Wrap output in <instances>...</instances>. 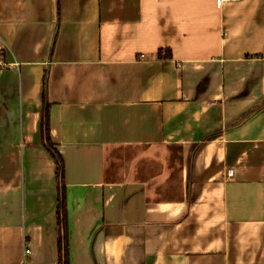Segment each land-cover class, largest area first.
Segmentation results:
<instances>
[{"label":"crops","instance_id":"crops-1","mask_svg":"<svg viewBox=\"0 0 264 264\" xmlns=\"http://www.w3.org/2000/svg\"><path fill=\"white\" fill-rule=\"evenodd\" d=\"M0 45V264H58L46 102L68 264H264V0H0Z\"/></svg>","mask_w":264,"mask_h":264},{"label":"trees","instance_id":"trees-1","mask_svg":"<svg viewBox=\"0 0 264 264\" xmlns=\"http://www.w3.org/2000/svg\"><path fill=\"white\" fill-rule=\"evenodd\" d=\"M161 52V50H160ZM167 55V54H166ZM47 102L43 111L41 112L40 118V130H42L43 140L42 146H44L46 152L52 158L55 164V176L56 188H57V203L55 206L57 225L60 228V236L58 239V264H68V242H67V227L66 223V193H65V181H64V161L54 142L51 140L50 130H49V114L47 109Z\"/></svg>","mask_w":264,"mask_h":264},{"label":"built area","instance_id":"built-area-1","mask_svg":"<svg viewBox=\"0 0 264 264\" xmlns=\"http://www.w3.org/2000/svg\"><path fill=\"white\" fill-rule=\"evenodd\" d=\"M18 65L16 61H8L5 56V50L4 47L0 45V73L4 70L13 68L14 66ZM227 172L231 173V170L228 169ZM29 253V249H24V254Z\"/></svg>","mask_w":264,"mask_h":264}]
</instances>
